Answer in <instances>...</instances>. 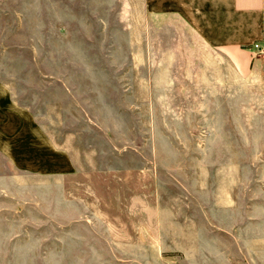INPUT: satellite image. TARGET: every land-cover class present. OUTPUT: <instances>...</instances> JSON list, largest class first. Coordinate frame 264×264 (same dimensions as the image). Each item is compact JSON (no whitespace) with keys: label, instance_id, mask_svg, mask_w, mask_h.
I'll use <instances>...</instances> for the list:
<instances>
[{"label":"rangeland","instance_id":"1","mask_svg":"<svg viewBox=\"0 0 264 264\" xmlns=\"http://www.w3.org/2000/svg\"><path fill=\"white\" fill-rule=\"evenodd\" d=\"M141 6L0 0V264H264V83L150 61Z\"/></svg>","mask_w":264,"mask_h":264},{"label":"crops","instance_id":"2","mask_svg":"<svg viewBox=\"0 0 264 264\" xmlns=\"http://www.w3.org/2000/svg\"><path fill=\"white\" fill-rule=\"evenodd\" d=\"M141 5L145 39L152 49L150 61L200 60L194 66L203 69L206 79L208 74L220 75L225 88L236 87L235 79L243 80L240 87L250 89L257 85L253 80L264 83V58L252 48L254 42L264 45V0H141ZM25 113L14 102L8 85L0 81V153L16 169L26 168L15 157L12 144L23 127L9 130L8 126L15 117L30 122ZM31 130L34 138L29 145L57 153L61 164L22 171L46 177L69 173L64 150L49 146L37 126Z\"/></svg>","mask_w":264,"mask_h":264},{"label":"built area","instance_id":"3","mask_svg":"<svg viewBox=\"0 0 264 264\" xmlns=\"http://www.w3.org/2000/svg\"><path fill=\"white\" fill-rule=\"evenodd\" d=\"M252 48L255 52V55L263 57L264 58V45L260 42H254L252 44Z\"/></svg>","mask_w":264,"mask_h":264}]
</instances>
